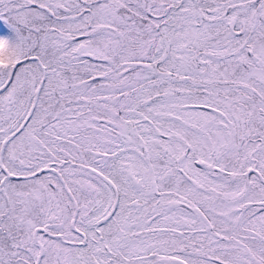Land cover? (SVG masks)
<instances>
[{"label": "snow or ice", "instance_id": "snow-or-ice-1", "mask_svg": "<svg viewBox=\"0 0 264 264\" xmlns=\"http://www.w3.org/2000/svg\"><path fill=\"white\" fill-rule=\"evenodd\" d=\"M0 264H264V0H0Z\"/></svg>", "mask_w": 264, "mask_h": 264}]
</instances>
